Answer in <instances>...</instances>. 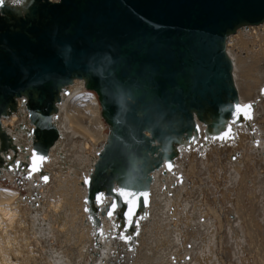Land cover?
Returning a JSON list of instances; mask_svg holds the SVG:
<instances>
[{"label":"water","instance_id":"water-1","mask_svg":"<svg viewBox=\"0 0 264 264\" xmlns=\"http://www.w3.org/2000/svg\"><path fill=\"white\" fill-rule=\"evenodd\" d=\"M260 22L264 0H4L0 119L20 99L32 147L27 162L5 161L2 152L17 150L0 120V179L11 182L7 171L25 177L42 170L59 138L54 116L62 95L83 79L107 124L85 179L87 209L93 218L109 195L102 212L112 211L128 229L147 204L150 172L173 167L198 121L218 132L245 116L236 111L226 39Z\"/></svg>","mask_w":264,"mask_h":264},{"label":"bare ground","instance_id":"bare-ground-1","mask_svg":"<svg viewBox=\"0 0 264 264\" xmlns=\"http://www.w3.org/2000/svg\"><path fill=\"white\" fill-rule=\"evenodd\" d=\"M226 50L251 118L228 119L218 132L198 121L173 167L150 172L147 204L128 229L102 212L109 195L93 218L87 209L85 179L107 125L97 94L75 78L54 116L59 138L42 170L25 175L28 194L0 183V264H264V22L238 27ZM17 104L0 119L17 153L1 155L25 163L32 124Z\"/></svg>","mask_w":264,"mask_h":264},{"label":"snow or ice","instance_id":"snow-or-ice-1","mask_svg":"<svg viewBox=\"0 0 264 264\" xmlns=\"http://www.w3.org/2000/svg\"><path fill=\"white\" fill-rule=\"evenodd\" d=\"M3 2H4V0H0V5H2ZM262 91H264V90H262ZM250 109H251V105H245V106L237 105V106H236V111H237V113H241V112H243V113L246 115V118H249V119H250L251 117L247 115V112H248ZM230 131H231V129L229 128L228 132H230ZM228 132H226V133L224 134V136H223V137H220V138H221V139L227 138V137H228ZM193 142H195V139H194V138H193ZM36 159H38V160H40V161L42 162L43 159H44V157H38V158H36ZM168 167L171 168V167H172L171 164H169ZM34 170H38V167L35 168ZM43 179L46 181V180H47V177H43ZM86 182H87V181H86ZM120 194H121V195H124V193H120ZM97 199L100 200V197L98 196ZM115 208H116V205H115V204H112V205H111V209L114 211ZM112 214H113V212H112V211H109L108 215H109L110 217H111ZM101 234H102V233H101ZM120 239H131V237H124V236H121Z\"/></svg>","mask_w":264,"mask_h":264},{"label":"rangeland","instance_id":"rangeland-1","mask_svg":"<svg viewBox=\"0 0 264 264\" xmlns=\"http://www.w3.org/2000/svg\"><path fill=\"white\" fill-rule=\"evenodd\" d=\"M106 123V122H105ZM107 125V124H106ZM105 132L107 133V127ZM7 177V176H6ZM7 178H9V180H11V182H7V181H3L0 179V183H2L3 185L13 188V189H18L20 192H22L24 195L28 194L27 188H28V183H26L24 181V179L26 177H20V176H15L14 178L10 179V177L8 176ZM17 178H19L20 180L17 181ZM25 182V183H24Z\"/></svg>","mask_w":264,"mask_h":264},{"label":"built area","instance_id":"built-area-1","mask_svg":"<svg viewBox=\"0 0 264 264\" xmlns=\"http://www.w3.org/2000/svg\"><path fill=\"white\" fill-rule=\"evenodd\" d=\"M60 105V104H59Z\"/></svg>","mask_w":264,"mask_h":264}]
</instances>
